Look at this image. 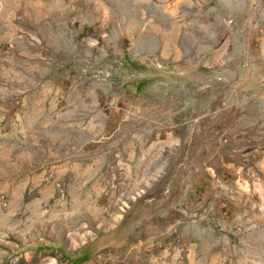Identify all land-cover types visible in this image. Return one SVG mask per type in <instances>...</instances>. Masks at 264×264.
<instances>
[{"label": "rangeland", "instance_id": "1", "mask_svg": "<svg viewBox=\"0 0 264 264\" xmlns=\"http://www.w3.org/2000/svg\"><path fill=\"white\" fill-rule=\"evenodd\" d=\"M0 264H264V0H0Z\"/></svg>", "mask_w": 264, "mask_h": 264}]
</instances>
